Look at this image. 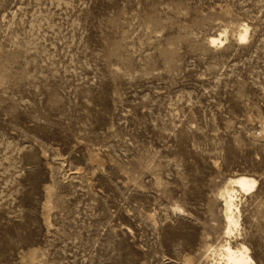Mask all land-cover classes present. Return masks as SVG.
I'll return each instance as SVG.
<instances>
[{
	"label": "rangeland",
	"instance_id": "1",
	"mask_svg": "<svg viewBox=\"0 0 264 264\" xmlns=\"http://www.w3.org/2000/svg\"><path fill=\"white\" fill-rule=\"evenodd\" d=\"M226 243L264 264V0H0V264Z\"/></svg>",
	"mask_w": 264,
	"mask_h": 264
},
{
	"label": "bare ground",
	"instance_id": "2",
	"mask_svg": "<svg viewBox=\"0 0 264 264\" xmlns=\"http://www.w3.org/2000/svg\"><path fill=\"white\" fill-rule=\"evenodd\" d=\"M247 38V28L240 35V39L245 41ZM220 42L221 39H212V43ZM231 185H234L243 193L249 194L253 192L257 186V181L248 176H238L230 181ZM237 193L234 189H228L224 193L225 200V217L227 221V235L233 234L234 230L239 225V205L237 204ZM219 252V251H218ZM222 263L220 264H254L253 259L250 256L249 249L246 247L234 248L230 243H226L220 250ZM214 262V261H213ZM213 264V263H212ZM215 264V263H214ZM218 264V263H217Z\"/></svg>",
	"mask_w": 264,
	"mask_h": 264
}]
</instances>
